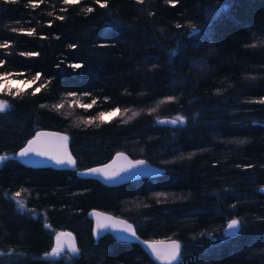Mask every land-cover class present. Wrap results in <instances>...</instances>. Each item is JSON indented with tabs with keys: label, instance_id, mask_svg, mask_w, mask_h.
<instances>
[{
	"label": "trees",
	"instance_id": "16d2710c",
	"mask_svg": "<svg viewBox=\"0 0 264 264\" xmlns=\"http://www.w3.org/2000/svg\"><path fill=\"white\" fill-rule=\"evenodd\" d=\"M36 4L0 0V44L8 45L0 48V74H41L31 87L0 92L10 105L0 112V153L51 128L69 134L77 168L121 150L165 169L106 185L71 169L4 160L0 264H157L137 242L110 233L93 242L90 208L126 218L141 238H177L175 264H264L257 190L264 185V0ZM93 99L91 109L70 105ZM117 107L130 111L82 122ZM132 111L139 115L124 123ZM162 116L185 120L157 123ZM229 218L240 221L234 235L223 233ZM61 229L73 232L77 253L51 254Z\"/></svg>",
	"mask_w": 264,
	"mask_h": 264
},
{
	"label": "snow or ice",
	"instance_id": "6c2138e0",
	"mask_svg": "<svg viewBox=\"0 0 264 264\" xmlns=\"http://www.w3.org/2000/svg\"><path fill=\"white\" fill-rule=\"evenodd\" d=\"M66 4L72 5L79 3V0H64ZM96 4L100 5L101 7H107L108 0H95ZM140 3H143L144 0H139ZM166 3L174 4L175 0H166ZM29 4L32 7H36V0H29ZM87 12H92L93 9L91 7L86 9ZM62 19V17H61ZM179 28L180 25H177ZM33 32L29 31L28 35H32ZM7 41H5L4 44H0V48L7 47ZM70 47H75V45H70ZM22 55H29L33 56L36 55V53H26ZM0 63H3V61H0ZM73 68H80V64H73L71 65ZM11 75L10 73H2L0 74V81H4L5 83H0V92H3L6 87L10 84V81L7 80V77ZM41 74L36 73V75L32 78L31 81H20L19 83H27L28 87H31L33 83H35L37 80L40 79ZM45 85L41 84L40 87H37L35 91L32 93L35 95L36 93L40 92L41 88H43ZM10 91V89H9ZM24 89H20L16 95H19L21 92H23ZM11 94V93H10ZM83 95L88 96L89 93H84ZM68 96L76 97L77 93L70 92L68 93ZM175 97H167V101L174 100ZM164 101H161L163 103ZM261 103H264V99L260 101ZM71 104L78 105L79 107L83 109H91L94 104H96V100L93 99L91 103H80L79 100H73L70 102ZM7 101H0V112L5 111L8 108ZM53 107L57 110L64 107L63 103H59L56 105H53ZM130 111L129 109H125L124 112H121L120 108H114L111 111L108 112H99L96 117H91L86 120H83L82 122L85 125L93 124L96 120H99L100 122H107L117 116H123L124 113ZM154 111V109H152ZM139 115L138 112L132 111L131 115L127 117L126 120H124V123H127L128 120L133 119L135 116ZM184 117H178L177 119L171 120L172 124L177 123H183ZM99 125L97 124V127ZM68 137L64 135L59 134H51V133H45V132H37L36 135L27 141V145L20 150L18 153L21 157H26L30 153H34L36 156L40 157H47L51 160H54L58 165H70L74 166L76 161L71 155V153L68 151L67 143H68ZM122 155V154H118ZM6 159L4 156H0V161ZM145 162L142 160L137 161H129L126 168H120V169H113L112 165H105L103 167H97L89 169L88 171L91 173H98L102 174L107 179H112L118 175H120L121 172H126L131 168H135L139 165H143ZM143 171V170H141ZM15 197H19L20 193L17 192L14 194ZM159 195V194H158ZM21 207H23V201H19ZM96 217V231L99 232L101 230L106 229H113L118 232H125L128 233V237H119L120 239H127L129 237H136V230L133 228L131 224H128L126 221L116 220L110 216L102 215L100 213H94ZM228 229L230 230L227 234L228 235H234L239 227H240V221L237 219H232L228 222L227 225ZM62 238H67V248L72 253H77L78 248L75 246V244L72 242V236L71 233H65L60 232L56 235V247L52 249V255H59L61 252L64 251L65 243ZM150 250L151 253L157 258V259H165L168 261H177L180 258L181 254V245L179 241H171L170 243L165 244L163 241H144L143 242Z\"/></svg>",
	"mask_w": 264,
	"mask_h": 264
},
{
	"label": "water",
	"instance_id": "95a60500",
	"mask_svg": "<svg viewBox=\"0 0 264 264\" xmlns=\"http://www.w3.org/2000/svg\"><path fill=\"white\" fill-rule=\"evenodd\" d=\"M0 101H7L4 98H0ZM8 103V101H7ZM9 105V103H8ZM10 108V105L8 106L7 109ZM6 109V110H7ZM178 117L181 116H162L160 118H158L156 120L157 123L159 124H167V125H175L171 123V120L173 119H177ZM183 117V116H182ZM185 120V119H184ZM184 123V122H183ZM261 125L264 127V121L261 122ZM37 132H45V133H51V134H59V135H64L67 136L68 139V143H67V148L68 151L71 153V155L73 156V158L76 161V158L74 156V154L72 153L71 149H70V136L67 132L65 131H61V130H57V129H51V128H37L29 137H27L25 139V141L22 143V145H20L14 152H9V153H0V156H4L6 157V159L9 158H13L17 161H19L20 163L30 166V167H52L55 169H71V170H75V174L81 177H87V178H94L98 181H100L103 184L106 185H117L120 183H124L133 179H137L140 177H151V176H157L160 175L161 173H163L164 171V167L162 166H158L154 163L149 162L148 160H146L143 157H131L130 155H128L126 152L124 151H116L112 154V156L107 159L106 161L100 162V163H96V164H92L83 168H77V165L75 163L74 166H70V165H58L54 160H51L47 157H40V156H36L34 153H30L28 156L26 157H21L18 155V153L20 152V150L22 148H24L27 145V141L32 139ZM118 154H122V155H118ZM4 159V160H6ZM0 161V164L4 161ZM137 160H142L145 163L143 165H139L135 168H131L126 172H121L120 175L112 178V179H107L105 178L102 174H98V173H91L88 170L92 169V168H97V167H103L105 165H112L113 169H120V168H126L127 164L129 161H137ZM143 170V171H141ZM258 191L264 193V185H260L257 187ZM100 213L102 215H107L110 216L116 220H121V221H126L128 224H131L133 226V228L135 229L133 223L129 220H127L124 217L112 214L108 211L105 210H101L98 208H90L87 211V216L91 219L92 221V226H91V232H92V237H93V242H96L97 239L103 235L104 233H110L115 239L117 240H121V241H128V242H137L142 249L149 255V257L157 264H175L177 261H168L165 259H157L152 253L151 250L143 243L144 241H163L165 244L170 243L171 241H179L177 238H172V237H161V238H154V239H144L141 238L137 232H136V237H129L127 239H120L119 237H128V233L125 232H118L116 230L113 229H106V230H101L99 232L96 231V217L94 215V213ZM228 225V224H227ZM230 230L228 229V227L226 226L224 232L227 234ZM60 232H65V233H71L72 236V242L75 244L76 246V241H75V237L74 234L71 230L69 229H61V230H57L54 233L53 236V246L54 248L56 247V235L57 233ZM64 243H65V247L64 250L67 249V238H62ZM180 242V241H179ZM181 245V242H180ZM77 247V246H76ZM70 251V250H69ZM3 251L0 250V254Z\"/></svg>",
	"mask_w": 264,
	"mask_h": 264
},
{
	"label": "rangeland",
	"instance_id": "374dc122",
	"mask_svg": "<svg viewBox=\"0 0 264 264\" xmlns=\"http://www.w3.org/2000/svg\"><path fill=\"white\" fill-rule=\"evenodd\" d=\"M7 80L10 81V84L8 85V87L5 88L4 92H7L9 89L12 90H16L18 87H24L26 85H28L27 83H19L20 81H31L28 79H21L19 77H16L15 75L11 74L7 77ZM0 83H5L4 81H0ZM232 218H229L226 220L225 224Z\"/></svg>",
	"mask_w": 264,
	"mask_h": 264
},
{
	"label": "flooded vegetation",
	"instance_id": "af4514ba",
	"mask_svg": "<svg viewBox=\"0 0 264 264\" xmlns=\"http://www.w3.org/2000/svg\"><path fill=\"white\" fill-rule=\"evenodd\" d=\"M8 103H9V102H8ZM181 124H183V123H181ZM34 131H35V130H34ZM34 131H33V132H34ZM33 132H32V133H33ZM32 133H31V134H32ZM31 134H30V135H31ZM30 135H29V136H30ZM29 136H28V137H29ZM26 138H27V137H26ZM24 141H25V140H24ZM24 141H23V142H24ZM21 145H22V144H21ZM18 147H19V146H18ZM16 149H17V148H16ZM232 219H236V218H232ZM232 219H230V220H232ZM230 220H229V221H230ZM229 221H228V222H229ZM228 222H227V223H228ZM227 223H226V224H227ZM226 224H224L223 229H224V227L226 226ZM223 233H224V232H223ZM224 235H226V234L224 233ZM53 248H54V246L52 247V249H53ZM65 250H67V249H65ZM65 250H64V251H65ZM67 251H69V250H67Z\"/></svg>",
	"mask_w": 264,
	"mask_h": 264
},
{
	"label": "bare ground",
	"instance_id": "6f19581e",
	"mask_svg": "<svg viewBox=\"0 0 264 264\" xmlns=\"http://www.w3.org/2000/svg\"><path fill=\"white\" fill-rule=\"evenodd\" d=\"M258 190V189H257ZM228 224V223H227ZM227 224H226V226H227ZM226 226L224 227V229H223V232H224V230H225V228H226ZM225 233V232H224ZM226 234V233H225ZM226 235H228V234H226Z\"/></svg>",
	"mask_w": 264,
	"mask_h": 264
}]
</instances>
